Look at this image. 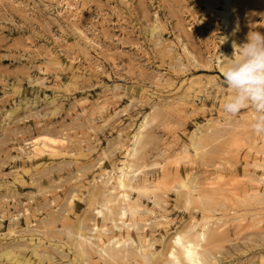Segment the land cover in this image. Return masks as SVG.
Masks as SVG:
<instances>
[{
	"label": "rangeland",
	"instance_id": "374dc122",
	"mask_svg": "<svg viewBox=\"0 0 264 264\" xmlns=\"http://www.w3.org/2000/svg\"><path fill=\"white\" fill-rule=\"evenodd\" d=\"M62 1L0 0V264H173L204 224L208 264H264V135L222 76L264 0Z\"/></svg>",
	"mask_w": 264,
	"mask_h": 264
},
{
	"label": "clouds",
	"instance_id": "9594fccd",
	"mask_svg": "<svg viewBox=\"0 0 264 264\" xmlns=\"http://www.w3.org/2000/svg\"><path fill=\"white\" fill-rule=\"evenodd\" d=\"M233 48L222 72L224 84L232 93L223 105L224 111L237 115L251 108L255 113L252 130L264 135V33L252 31L247 42H234Z\"/></svg>",
	"mask_w": 264,
	"mask_h": 264
},
{
	"label": "bare ground",
	"instance_id": "6f19581e",
	"mask_svg": "<svg viewBox=\"0 0 264 264\" xmlns=\"http://www.w3.org/2000/svg\"><path fill=\"white\" fill-rule=\"evenodd\" d=\"M69 2L70 1H66V0L62 1V3H64L65 6H70L71 4ZM70 7L72 8V6H70ZM223 20L227 24L228 17L225 16L223 18ZM138 137H139V134L136 137L134 136V138H135V141L133 143L134 146L132 148V151H130L129 155L127 154V156H129V157L135 156L136 147H137L136 144L138 145ZM35 140H38V139H35ZM48 140H50V139H48ZM40 143L44 144V142L41 140H40ZM37 144H38V142L33 141L32 147H35ZM193 146H195V143H193ZM38 149H39V147H38ZM129 168H130L129 160L124 161L122 163V166L118 168V172L116 175V186H117L119 191L116 194L115 200L121 201L122 203H124L125 207L127 208L128 212L131 215H136V212L138 210V208H137L138 206L137 207L133 206L132 200H131L130 195L127 191V187H128L127 173H128ZM151 187H154V186L151 185ZM105 208L110 209V211L112 210L111 206H109L108 204H103L102 207L99 209V214L103 215ZM95 228H98V226H96ZM212 237H213V231L207 229L206 224L197 228L193 237L187 236L183 232L176 233V235L174 237V244L171 246V249L169 251V261L173 264H208L207 263V254L205 251V244L208 243ZM120 243H121L120 240L115 241V244H117V245H120ZM139 248L141 249L142 246H139ZM81 249L83 251V247ZM101 251L106 253L108 256H112L109 253L108 249H106V248H102Z\"/></svg>",
	"mask_w": 264,
	"mask_h": 264
}]
</instances>
